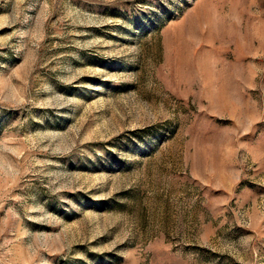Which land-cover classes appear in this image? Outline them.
Instances as JSON below:
<instances>
[{
  "label": "rangeland",
  "instance_id": "1",
  "mask_svg": "<svg viewBox=\"0 0 264 264\" xmlns=\"http://www.w3.org/2000/svg\"><path fill=\"white\" fill-rule=\"evenodd\" d=\"M0 264H264V0H0Z\"/></svg>",
  "mask_w": 264,
  "mask_h": 264
}]
</instances>
